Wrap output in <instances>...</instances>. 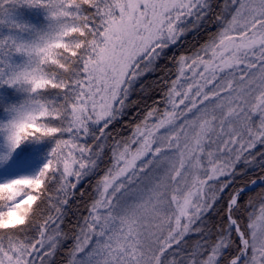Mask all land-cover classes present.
<instances>
[{"label": "snow or ice", "instance_id": "6c2138e0", "mask_svg": "<svg viewBox=\"0 0 264 264\" xmlns=\"http://www.w3.org/2000/svg\"><path fill=\"white\" fill-rule=\"evenodd\" d=\"M253 164L264 0H0V264H264Z\"/></svg>", "mask_w": 264, "mask_h": 264}, {"label": "trees", "instance_id": "16d2710c", "mask_svg": "<svg viewBox=\"0 0 264 264\" xmlns=\"http://www.w3.org/2000/svg\"><path fill=\"white\" fill-rule=\"evenodd\" d=\"M205 39H207V35L204 32L197 34H189L184 41L176 48H174L173 52L169 53V55H179L181 53L187 52L189 51L194 45H197L200 42H203ZM161 63H164V61H162ZM155 77L149 76L146 78V82H151L152 79H154ZM137 96H134L133 99H137ZM147 103V104H151L152 103V99L145 97L142 101H141V108H143V105ZM136 113V109L133 108L129 115L125 117L126 121H130L132 123H135L136 120L139 118L135 115ZM258 163V162H257ZM247 175L244 177V181H249L252 179H257L259 175L264 174L261 172L260 168L256 165L253 164L252 168L248 169L247 171ZM93 183L95 182L94 180L92 181ZM241 181H238V183H240ZM260 191V187L257 186L255 188V192H259ZM251 193L252 195L255 194Z\"/></svg>", "mask_w": 264, "mask_h": 264}, {"label": "rangeland", "instance_id": "374dc122", "mask_svg": "<svg viewBox=\"0 0 264 264\" xmlns=\"http://www.w3.org/2000/svg\"><path fill=\"white\" fill-rule=\"evenodd\" d=\"M179 45H180V44H179ZM179 45H177L176 47H178ZM176 47H174V48H176ZM174 48L171 49V50L169 51V53L173 52ZM252 166H253V165L248 166L247 168H245V171H247L248 169L252 168Z\"/></svg>", "mask_w": 264, "mask_h": 264}]
</instances>
